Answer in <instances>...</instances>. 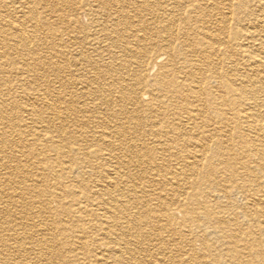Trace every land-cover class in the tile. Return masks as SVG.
<instances>
[{
    "label": "bare ground",
    "instance_id": "6f19581e",
    "mask_svg": "<svg viewBox=\"0 0 264 264\" xmlns=\"http://www.w3.org/2000/svg\"><path fill=\"white\" fill-rule=\"evenodd\" d=\"M32 1L39 0L0 5V88L13 82L22 89L21 104L0 89V167L5 170L0 179H30L33 155L25 148L48 144L62 172L52 180L68 182L63 190L79 187L80 192L49 196L31 186L9 195L1 191L0 214L15 208L28 226L18 235L19 244L28 242L19 259L8 258L3 253L8 248L2 249L0 263H51L43 255L53 257L52 248L71 235L82 246L103 247L94 251L93 264H154L152 253L142 256L143 239L149 241L156 230L169 232L170 215L163 201L167 190L157 189L165 180L178 186L197 179L206 198L235 191L258 196L252 214L247 204L232 200L207 213L208 224L198 227L205 251L227 243V261H236L240 241L247 256L264 264V221H258L264 203V16L259 7H252V0H53L48 13ZM10 4L18 10H2ZM49 19L53 29L47 39ZM103 161L113 163L102 175L105 181L82 183L83 177H95ZM142 163L155 168L130 173L131 166ZM221 179L240 182L227 188ZM252 179L261 182L241 187ZM175 188L171 184L169 191ZM253 215H259L257 224L254 232L244 233L246 240L235 241L233 232H225L230 220L240 229L241 219ZM29 253L37 260L28 263Z\"/></svg>",
    "mask_w": 264,
    "mask_h": 264
},
{
    "label": "rangeland",
    "instance_id": "374dc122",
    "mask_svg": "<svg viewBox=\"0 0 264 264\" xmlns=\"http://www.w3.org/2000/svg\"><path fill=\"white\" fill-rule=\"evenodd\" d=\"M51 1L53 0L32 1L31 5L35 6L37 9H40V10H47L49 13L53 9V5L51 6L49 4V2ZM259 1L260 0H252L251 3L253 5L251 6L255 8L259 7L260 15L263 14L264 16V1H262V5L259 3ZM4 2L5 0H0V5L4 4ZM15 9L18 10V7H16V5L10 4L8 5V8H3L2 10L12 12ZM50 22H51V19H49V22L46 23V26L48 27L50 31H47V30L44 31L45 34H47L45 35L47 39L51 37L48 35H49V32H51L53 29V25H49ZM236 27L237 25L235 24V22H232L231 24L232 31H237L234 29ZM240 27H241V24L239 25V30H240ZM230 42L232 44V47H234L235 41L230 40ZM236 43L238 44V40L236 41ZM255 43L256 42L254 41V39H252L249 43L252 53L257 52V46ZM1 87L2 88L0 89H2V91L6 93V97L14 96L15 97L14 99H16L17 103H20V104L22 103V99L18 97V94L22 92L21 91L22 89L19 88L20 86H17L15 83L11 82V83H8V85L6 86L4 85ZM14 118H15V115L13 113L12 119L14 120ZM7 119H3V120L6 121ZM46 147H42L41 145H34L30 148L28 147L25 148L27 156L33 155V157L30 159V162H29L30 167H28L27 169V174H28L27 176L30 177V179L23 180L22 179L23 175L21 176L20 179H18L17 176H12L13 179H11L10 181H5V179H0V198L3 195L1 194V191H3L2 193L4 192L12 193L13 190L16 192L18 191L21 192L20 189L23 188V190H25V188L30 189L31 187L32 188L34 187L33 189H36L37 191L42 192L43 194L49 195V196L52 194L61 193L64 191H65V194L70 191H75L73 193H76V194L80 192L79 187H73L69 191L63 190V189H66L64 188L65 184L69 185L68 182H63V181L56 182L52 180V179H60V176H62V172H61L60 167L55 165V157H56V154L54 151L55 148L53 146L51 147L48 144L46 145ZM22 149L24 148H18L17 150H22ZM41 149L42 151L45 149L47 154L40 153ZM4 154H5V160L8 161V157H9L8 149L5 150ZM191 154L192 152L189 151V155ZM45 157H47L49 161ZM10 158H12V160H15L14 157H10ZM25 162L26 161H24V163ZM9 163L10 165L15 166V164H18L19 162L15 161V162H9ZM97 165L99 164L98 163L93 164V166L95 167ZM111 165H113L112 161H108L107 163H105V161L101 162L100 166L95 168V177H89V176L83 177L84 181H82V183L91 184V182L95 181L96 179L102 180V182H104L105 179H102V178L105 174H107L110 171L111 168H113ZM151 168H155V166L146 165L142 163L137 168L131 166L130 173H136V172L144 173L145 169H151ZM7 170H9V168H7ZM155 170H153V172H155ZM4 171L5 170H3L2 167H0V177H2V172ZM11 174L13 175V173ZM73 176H77V174L74 173ZM170 180H167V182L166 180L163 181V184L161 185L160 189H157L159 191H162L161 188H163V185H164L165 190H167V192H165L167 199L166 200L163 199V201L168 204L167 211L170 213L169 220L166 221L169 227L168 229L169 232L165 231L164 233H162V231L159 232L156 230V231H153L156 237L151 234L149 241L144 238L143 242L144 244L146 243L145 244L146 249L143 252V255H142L143 257L146 256V258H148L147 255L152 253V260L155 261V262L153 261V263L161 264L162 263V251H164L165 259H166L165 263L167 264H258L256 260L246 255L245 249L242 248L243 243L240 241L237 242L236 246L241 250L242 253L240 254L239 260H236L237 262L227 261V255H226L227 254L226 251L228 249L227 243L222 244L220 247H218L215 250L209 249L210 251H205L204 237L202 236L201 230L198 228V227H201L202 224L207 223L206 216H207V213L210 212V210H213L214 208H218L219 207L218 204H222L227 200L228 201L232 200L238 203L239 205L247 204L248 206L251 207V210L248 206H247V209L249 213L252 214L253 211H255V209L257 208L253 204L255 203L254 199H256L258 196L246 197L238 193V191H235L231 193V196L228 195V197H224V198L223 197L218 198L216 194H213L212 197L206 198L205 194L202 193L204 190L200 189V188H203V186L200 187L201 184L197 183V179H189V180L185 179L186 182L184 180L178 186L176 185L177 184L176 180L175 181L174 179H170ZM252 180L253 181H249L251 183L246 182V180L242 181L240 183L241 187L245 188V190L250 189V188L252 189L253 187L257 186V183L261 182L260 180H256V179L255 180L252 179ZM113 181L116 183V179H113ZM169 181L172 185L176 186V188L174 189V192L169 191V189L171 188V184L170 185L168 184ZM220 182L227 188H230L234 183H239L240 181L238 179H231V180H225V181L221 179ZM146 185L148 186V184ZM70 186L72 187V185ZM117 187L118 186H116V189ZM148 188L149 187H147V189ZM23 190L22 192H24ZM157 190L156 192H158ZM7 195L9 194L7 193ZM174 205H175V208H173ZM10 210L11 211L7 213L8 216L6 214H0V219H1L0 220V234H1L0 243H3V246H1L0 251L2 249L8 248L6 252L3 250V253H7V255H10L8 258L13 257L15 259V258H18L19 254H21V250H22L21 246H26V243L28 242L26 240H22L19 244L20 239L18 238V235L21 234L25 228H28V226H26L24 219L20 217L21 214L15 212L16 211L15 208L13 209L11 208ZM178 210L181 211V213L180 212L178 213ZM259 210H261L263 213V215L258 217V221L259 223H261L262 220L264 221V218H263L264 203L262 204V208H260ZM173 213H178V215H173ZM157 214L161 215V212L158 211ZM254 216L257 217L259 215H253L249 217L250 220L246 218L245 220L241 219L243 223V227H241L240 229L239 227L236 228L234 226L236 222L235 219L230 220L229 223L227 224V228L225 229V232H227L228 235L230 234V232H233L236 236V238H234L235 241H238L239 238L245 239L246 235L244 233H249L251 230L252 232H254L255 230L257 219H254ZM164 222L161 221V222H158V224H163ZM235 228L238 230L235 231ZM160 235H162V237L165 238L163 242L158 239ZM69 237H70L69 240L65 239L62 242H60L58 246L56 245L55 247L52 248L54 249L53 257L51 255H47V256L43 255L44 257H50L52 260L51 263H49L48 261H44V262H48L47 264H54V262L55 264H78L77 262H79L80 264H89V263L93 264L92 256L94 255V251L103 252V247L101 245L97 244V248L93 249L92 247H89L87 245L82 246L77 238H73L71 237V235H69ZM2 238H4V240ZM152 239H153V244H154L153 247L151 245ZM261 245L262 246L260 250L264 256V241ZM203 251L206 252V254L203 253ZM45 252H48V251H45V250L42 251V253H45ZM36 255L34 256V253L33 254L29 253L26 255L25 258L27 262L30 263L34 260H37ZM215 256L216 258L218 257V260H219L218 262L211 261L210 258H213ZM95 258L97 262H100L99 256Z\"/></svg>",
    "mask_w": 264,
    "mask_h": 264
}]
</instances>
